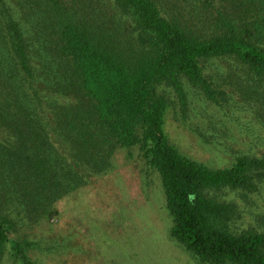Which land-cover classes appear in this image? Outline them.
Wrapping results in <instances>:
<instances>
[{
  "label": "trees",
  "instance_id": "1",
  "mask_svg": "<svg viewBox=\"0 0 264 264\" xmlns=\"http://www.w3.org/2000/svg\"><path fill=\"white\" fill-rule=\"evenodd\" d=\"M16 1L0 0V264H38L21 227L135 146L176 241L206 263L264 264V156L213 167L167 132L194 94L224 107L227 83L264 123V0Z\"/></svg>",
  "mask_w": 264,
  "mask_h": 264
},
{
  "label": "rangeland",
  "instance_id": "2",
  "mask_svg": "<svg viewBox=\"0 0 264 264\" xmlns=\"http://www.w3.org/2000/svg\"><path fill=\"white\" fill-rule=\"evenodd\" d=\"M216 63L228 73L226 60ZM223 86L230 92L224 107L194 94L188 120L171 113L167 121L171 142L213 167L229 164L238 154L264 156V123L255 101L252 105L246 87ZM56 208L53 217L23 225L19 232L40 243L30 252L38 264H210L171 236L161 179L137 146L119 149L108 172L93 175ZM254 208L264 209V192ZM1 264L15 263L5 255Z\"/></svg>",
  "mask_w": 264,
  "mask_h": 264
}]
</instances>
